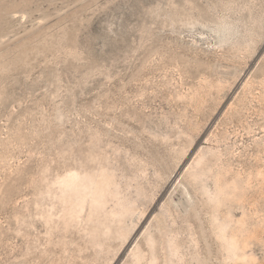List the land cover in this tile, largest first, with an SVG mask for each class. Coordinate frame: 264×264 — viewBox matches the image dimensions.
<instances>
[{"label":"rangeland","instance_id":"1","mask_svg":"<svg viewBox=\"0 0 264 264\" xmlns=\"http://www.w3.org/2000/svg\"><path fill=\"white\" fill-rule=\"evenodd\" d=\"M0 264H264V0H0Z\"/></svg>","mask_w":264,"mask_h":264}]
</instances>
